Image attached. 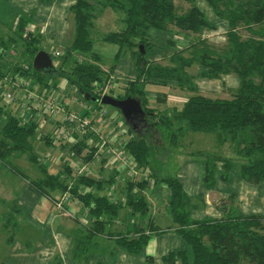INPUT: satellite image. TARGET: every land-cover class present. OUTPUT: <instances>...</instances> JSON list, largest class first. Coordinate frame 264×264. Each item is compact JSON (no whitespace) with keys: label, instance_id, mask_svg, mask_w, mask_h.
Listing matches in <instances>:
<instances>
[{"label":"trees","instance_id":"trees-1","mask_svg":"<svg viewBox=\"0 0 264 264\" xmlns=\"http://www.w3.org/2000/svg\"><path fill=\"white\" fill-rule=\"evenodd\" d=\"M190 1L191 6L185 12L178 13L174 0H98L96 3L76 0L71 5L75 22L74 38L66 49L65 58L71 57L74 52H80L90 56L92 61L75 62L66 79L73 88L92 96L94 83L101 84L109 80L108 74L98 64L99 55L92 51L90 28L97 10L110 7L121 12L124 27L102 36L103 40L118 46L114 55L116 60L124 48H130L135 58L136 76L125 82L124 94L118 98L131 96L138 99L143 110L148 112L147 115L157 116L155 120L149 117L145 121L147 132L150 133L160 125L167 130L170 141H175L178 133L184 134L187 131L215 132L220 144L228 142L245 159L239 166V176L247 182L260 183L264 181V0H205L216 17L227 22L228 29L222 46L211 45L208 40L200 37L204 30L214 29L215 26L198 7L196 0ZM22 22L19 21V26L23 31L25 24ZM253 24L259 27L252 29ZM171 26L176 28L175 32L178 34H197L199 41H189L187 46L173 52L169 56L171 65L147 60L145 54L153 47L149 42L150 31L156 29L167 32ZM241 28L245 29L246 35L241 33ZM175 32L173 33L176 34ZM32 34L36 45L27 42L26 48L34 57L39 51V38ZM139 45H143L145 53L140 52ZM199 46H202L201 50ZM4 50V40L0 38V57ZM65 58L63 63L66 62ZM194 62L206 69L202 73L203 77L218 78L222 74H236L239 86L231 98L190 95L180 109H175V128L168 116L157 114L156 110L148 106L144 85H166L168 81H174L179 88L194 92L192 77L186 71ZM39 72L40 70L33 68L32 75L36 76ZM255 77L259 80L256 81ZM36 130L37 123H20L16 115L6 113L0 128V166L5 165L9 171L27 178L24 173L7 163V157L12 150H29L30 138ZM148 133H131L125 143L133 161L142 167L150 165L151 143ZM80 146V143L75 144L77 148ZM30 159L41 166L43 174L40 178L29 181L30 186L38 193L50 198L51 191L65 189L60 177L49 172L43 163H38L36 155H31ZM216 160L223 162V171L219 177L225 181L230 179L229 170L233 164L229 159L218 157ZM215 164L205 160L204 187L211 188L215 183ZM64 172L69 173L70 169L67 168ZM156 172L150 171V176L167 186L168 212L188 245V249L167 253L163 257L166 264H264V215H241L237 210L229 209L224 210L219 218L194 219L191 217L190 198L179 179L171 175H158ZM146 182L147 180H142L138 184L143 187ZM78 183L97 189L102 187V181L96 182L86 176L79 177ZM127 184L126 206L133 213H146L148 201L134 191L136 185L132 181ZM72 192L78 195L87 208L92 218L89 228L93 232L103 231L107 222L105 219L117 216L122 207L120 202L112 201L105 194H95L92 190L81 193L79 187L75 186ZM9 210L2 213L0 219L3 228L9 233L7 241L11 242L18 229L17 214L21 209L13 205ZM6 213L8 215L4 217ZM138 233L136 236L120 234L116 242L127 252L137 253L150 238L144 230Z\"/></svg>","mask_w":264,"mask_h":264},{"label":"rangeland","instance_id":"rangeland-1","mask_svg":"<svg viewBox=\"0 0 264 264\" xmlns=\"http://www.w3.org/2000/svg\"><path fill=\"white\" fill-rule=\"evenodd\" d=\"M174 3L176 6V11L178 13L185 12L191 6L190 0H174ZM30 4L31 6L33 5L32 3ZM196 4L201 10L205 12L207 19L215 26L214 29L204 30L200 34V37L208 40L209 44L211 45L222 46L225 43V33L228 29L227 22L216 17L211 7L205 0H196ZM108 11L109 12L103 10L102 12H99L101 14H97L98 16L95 17V19L93 20V26L90 28V37L93 43L92 51L96 52L99 55L98 64L103 70H105V72L109 76V80L104 83H94L93 91L95 97L100 98L102 94L105 93L118 98V96H122L124 94L123 85L125 83V80L133 79L136 76L135 58L132 56L130 48H124L121 55L116 60L114 55L118 49V46L102 39V36L105 33H108L110 31H117L124 27V23L121 21L122 13L119 11H113L111 9ZM15 27H19V25H16ZM258 27L259 26H257L256 24L252 25V29H257ZM36 30L39 31L38 29ZM175 31L176 28L173 26H171L170 30L167 32L156 29L150 31L149 42L152 43L153 47L149 48L145 54L147 60H153L162 65H171V63L169 62V56L173 54V52L187 46L189 44V41H199L197 34L190 33L186 36L182 33L178 34ZM240 31L243 35L247 34L244 28H241ZM173 32H175L176 34H174ZM0 35V37H3L1 39L4 40L5 47L2 57H0V71H2L0 74V94H2V92H5V88L12 90L16 88H24L28 90L33 87L31 89L43 95V93H47V87L44 85L45 83L49 82L50 84H52L51 86L54 87V91L47 94L56 95L55 92L57 91L59 97H67L66 102L69 103V107L71 110L79 112L80 102L74 100L75 98L80 96L79 91L78 89L76 90L71 87L68 80L66 79V76L71 74V68L75 65V62L87 63L92 61L90 56L82 54L80 52H74L71 57L66 56L67 58H65L66 49L71 43V38L68 36L62 38L61 41L57 42H55L53 38H48L46 42H44V39L42 41V44H40L42 48L40 50H45L49 53L59 51L60 55H51L53 63V68L51 70H40V72L37 73L36 76H33V57L32 54L27 51L26 44L27 42H30V44L36 45V43H34L32 40L34 35L32 33H29L25 29H23V31H19L18 28L15 29L12 27V25L10 27V25L8 24H0ZM201 47L202 46H199L198 48L201 50ZM135 50H137V48H135ZM64 58L66 59L65 63H63ZM15 69H18V71H16ZM186 71L188 75L192 77L193 84L195 85L194 93L188 91L186 88H179L174 81H168L166 85H144L145 91L150 90L153 97L148 101V106L153 108V110H156L155 113H163L168 116L173 123L172 126L175 128L177 125V123L174 122L177 117L175 116V109L179 107V105H181L182 100H185L186 95L202 94L210 98H231L238 85L237 80L239 81L238 76L234 73L231 75L222 74V76H224L220 80H213L211 78H206L205 76L203 77L202 73L205 72L206 69L200 66L197 62H194L190 67H187ZM16 79H19L21 84L24 82V84L20 88L13 83ZM255 80L258 81L259 78L255 77ZM80 93L81 96L84 97V94L82 92ZM65 94L66 96H64ZM90 96L92 95L90 94ZM88 100L92 101V105L93 103L99 106L105 105L100 101H93L91 99ZM0 107L2 108V110L0 109L1 128V125L5 119V114L8 112L14 114V109L12 104H3V98L1 95ZM105 107H108L110 109L111 114H114L115 111L118 115L120 113L119 111H117V109L109 105H105ZM38 110L40 109H33L27 122L36 123V121H38L40 118L46 120L49 119L48 121H51L52 125L54 126L55 122L50 114L45 116ZM147 113L148 112L144 111V120L141 119L140 121H138L137 119H134L130 124H127L122 117L121 120L123 122L120 121L118 124L119 132H121V134L123 133V136L126 138L128 136V132H130L129 134L148 133L146 130L147 126L145 124V121L147 120V118L149 119V117H151L152 120H155L157 116L153 114H151L150 116L147 115ZM16 116L20 121L19 114H17ZM101 117H105L107 119V117H109V114H103ZM44 128V126L38 127L33 137L30 138L31 148L29 150H12L9 152V156L7 157V163L11 165L12 168H17L21 173H24L27 178L21 177L9 171L5 165L0 166V215L6 210H8L9 212V207L13 206L12 203H18V205H20L17 207L22 209V216L25 219V223L23 224L22 228L23 231L31 230L32 225H34L35 229H40L41 227L46 228L44 224H42V226L38 225L36 223L38 220H36L35 217H38L39 219L44 221L47 216H51L52 218V214L56 215V217L57 215L61 214L65 215L71 220L76 221V223H78L80 227L91 225L92 218L87 211V208L83 205V202L80 200L78 195H75L72 192V189L75 186H78L81 193H84L85 191H91L90 189L92 188H90L88 185L78 183V178L83 176L89 177L93 175L96 179L98 178L101 181L103 180L104 182L108 181V183L106 182L104 184V187L101 191H94V193L105 194L113 200H119L124 197L122 201L116 202H120L122 207L127 208L126 194L124 193L123 195L119 193V191L122 190L119 188L122 185L125 187L126 180L124 178L130 177L128 174L130 172L129 167L121 164L123 166L122 168H125V172L121 171L118 174L117 179L119 181L121 178L122 179L120 181L121 184L117 185L116 187H114V181L109 184V178L112 177L113 179L116 177L117 173L115 174V171H119L120 165L110 164L107 162L103 163L100 167V163L104 161H99V159H101L100 152L104 149V147L110 149V141L106 142L102 147L99 148L100 138L98 135L96 137L93 134V137L89 135L84 137L82 140H79L78 144L82 142V146H80L81 148H77L75 147V144H73V140L71 139L63 141L61 143L53 142L52 132L54 129L50 131L43 130ZM48 128L50 129L51 127L49 125H46L45 129ZM148 134H150L149 140L151 143L150 165L147 167H142L137 166L134 163V167L132 166L133 171H135L137 174L135 178L140 179L138 182L142 181L141 177H145V179L147 177H151L149 171L156 172L155 169H157L158 172L156 173H158V175L176 176V174L180 172L181 163L186 162V160L190 162L193 161L191 162V166L194 170L195 168L197 169V174L195 175L199 174V176H201L202 174L203 177L205 170V160L208 159L216 163L215 183L212 188H207L202 186L203 183H200L201 180L199 178V182L191 183L188 186V190L191 195H188V193L187 195L190 198V209L191 211H193L192 217L194 219H203L207 217L219 218L221 217L224 210L229 209H235L241 215H264V181L260 183H251L243 180L239 176L238 169L239 166L245 161V159L237 154L228 142L220 144L216 140L215 132L188 131L185 134L178 133L175 137V141H170L171 138L167 133V130L160 127L159 125V127H156L155 129L153 128ZM104 138L105 140L109 139L108 136ZM111 140H113V138ZM45 142H53V144L51 146H47ZM114 151L117 154L122 153L124 156H128L129 158L131 157L126 147L117 145ZM31 155H36L38 163H45V167H47V169L51 171V173L58 175L60 177V180L65 184V189L51 191L49 198L44 195H40L38 192H35L30 186L29 188L21 187L24 182L29 184L30 180L38 179L43 175L40 170L41 166L39 167L36 161L34 162L30 159ZM218 157L229 159L231 164H233L229 170L230 179H227V181L225 182L219 179V174L223 171V162L221 160H216ZM93 158L94 161L91 162ZM130 160L132 159L130 158ZM117 162L119 163V158H117L116 163ZM72 164L86 165V173L83 175H75L71 173V170L69 173L64 172L65 170H67V168L70 169V167H72ZM101 169L103 172H97V170L100 171ZM4 175H6L7 177L4 178ZM152 178L153 177H151V179H148L147 181L153 180ZM92 179L95 180L94 178ZM136 182L137 181H134L133 183ZM143 188L140 192L142 193L143 190L144 192H146V194H143V197L146 198V201L150 202L148 203L149 206L151 205L152 207V212H150L151 217L153 219L156 217L155 223L164 227L162 228L156 226L158 227L156 228V231L159 230V228L165 229L168 225L173 224L174 222L167 212V186L164 183L155 181L154 189L157 190L151 191L146 186ZM30 191H32V193H30ZM134 191L136 193H140L139 191ZM165 192H167V194H165ZM33 193H35L38 197H34ZM63 194H66L70 199L73 198L77 202L69 199L70 201H64L63 208L57 207L53 201H59L62 198ZM7 215L8 214L6 213L4 217H7ZM18 216L19 214H17V217ZM137 216L136 219L138 218ZM143 218L144 220L142 223H139L140 225L138 229L148 228L146 224V220L148 219V217ZM116 219H114V217L112 218V220L114 221ZM129 221L130 219L127 218L126 223L128 224ZM60 222L61 220L58 218L55 220V224H53L52 226L56 227L57 224H61ZM111 222L114 223V226H116L117 224L118 226L121 225V223H115L113 221ZM174 224L176 225V223ZM149 226L151 230L155 228L153 223ZM54 227L52 228L55 229ZM171 227L173 226H170V228ZM20 233L22 234V231H20ZM166 236L167 235H164L162 237ZM182 241L184 243L183 248L188 249V245L183 237Z\"/></svg>","mask_w":264,"mask_h":264},{"label":"crops","instance_id":"crops-1","mask_svg":"<svg viewBox=\"0 0 264 264\" xmlns=\"http://www.w3.org/2000/svg\"><path fill=\"white\" fill-rule=\"evenodd\" d=\"M87 1L96 3L98 0H87ZM75 2L76 0H47V1H43V0H0V24L1 25L8 24L10 25V27L12 25L13 28L15 29L18 28L19 31H22L20 29V26L19 27H15V26L19 25V21H23L22 23L25 24L24 29L27 30L28 32L34 33L39 38V41H38L39 50L42 49L40 46V44H42V41L45 39L44 42H46L48 38L49 39L53 38L54 41L57 42V41H61L62 38H65L66 36H68L71 38V43H72L73 38H74L75 22H74V16L71 11V5H73ZM30 3H32L33 5L31 6ZM110 9L113 10L110 7L97 10L95 17L98 16L97 14H101L99 12H102L103 10H106L107 12H109L108 10ZM3 15H6V16H3ZM121 21H122V17H121ZM36 29H38L39 31H37ZM0 38H3V37H0ZM229 74L231 75L233 73H228L224 75H229ZM221 76L218 78H211V79L220 80L223 78V76L222 77ZM127 80H130V79H127ZM127 80H125V82ZM237 82H238L237 83L238 85L236 89L239 86V81L237 80ZM51 85L52 84H50L49 82L45 83L44 86L47 87L46 89L47 93H52L54 91V87ZM55 93L57 96L59 95L57 91ZM145 93L148 98V101L153 98L150 90L145 91ZM79 94L80 96L74 99L80 102L79 112H84L88 115H91L93 118V123L96 124L97 127H99L102 130L104 135L108 136L109 138L108 142L109 141L111 142L109 143L110 149L104 147V149L101 150L100 152L101 159H99V161L102 162V160H104L102 163H100V167L103 163H107V162L110 164L120 165L119 171H115V174L117 173L116 177L113 179L112 177L109 178V184L114 181V187H116L117 185L121 184L120 181L122 179L121 178L120 181L117 179L118 174L121 171L125 172V168H122L123 164L120 160H119V163L118 162L116 163L118 154L115 153L114 149L117 145L121 147H125V143L128 141L130 132L127 131L128 132L127 138L123 136L124 135L123 133L121 134V132H119L118 124L120 121L123 122L121 120L122 116L120 115L119 112H118L119 115L117 114L116 111L114 114H111L110 109L108 107H105V105L99 106V105H95L94 103L92 105L91 104L92 101H89L85 97L81 96L80 91H79ZM64 96H66V94ZM189 96L190 95H186L185 100ZM63 99L65 102L67 101V97H64ZM185 100H182L181 105H179V107H177L176 109H180L183 103L185 102ZM67 104L68 106H70L69 103ZM103 108L107 110L106 112L107 114H109V117H107V119L105 117L104 118L101 117L102 115L100 113V110ZM27 116H28V113H25V117ZM48 120L40 118L38 121H36L37 128L43 127V126L46 128V125H49L51 127L50 129L44 128L43 130L52 131L54 126L52 125L51 121H48ZM112 138L114 141L111 140ZM81 143L82 142H80V145H82ZM45 144H47V146H51L53 142H50V143L45 142ZM83 147H86V146H83ZM93 161H94V158L91 162ZM191 162L186 160V162L181 163L180 172L176 174V177L179 179V181L181 182L184 188V191L186 192V194L188 193V195H191L188 190V186L191 183L199 182L198 181L199 178L201 180L200 183H203L202 174L201 176H199V174L195 175L197 174V169L196 168L195 170L193 169V167L191 166ZM135 165L137 164L135 163ZM102 169L100 171L97 170V172H103ZM93 172H96V171H93ZM15 174L18 175L17 173ZM93 176H89V177L94 178L96 182L101 181L100 179L98 178L96 179L95 176L94 177ZM6 177L7 176L4 175V178ZM148 178L149 177H147L145 180H148ZM124 179L126 180L125 187L122 185L119 188V189H122L121 191H119V193L123 195L126 192L125 188H127V185H128L127 183L129 181H132V182L137 181L136 183H134L136 186H134L133 188L137 192L138 191L140 192L141 189L145 186L148 187L151 191L157 190V189H154L155 179L147 181L145 186L143 187H140V185L138 184L139 183L138 181L140 180L139 178L133 179L130 176ZM219 179L225 182V180L221 179L220 177ZM141 180H144V178L141 177ZM106 182L108 183V181ZM106 182L102 180V187L100 189H97L95 187H90L92 188L90 190H92L93 192L101 191ZM29 186L30 184L24 182V184L21 187L29 188ZM30 187L35 192H37L32 186ZM167 192H165V194H167ZM30 193H32V191H30ZM144 193L146 194V192H144L143 190L140 195L143 196ZM33 195L34 197H38L35 193H33ZM162 196H165V195H162ZM110 199L113 201L112 198ZM123 199L124 197H122L119 200H114V201H122ZM12 204L16 206L20 205V204L18 205V203H12ZM151 208L152 207L150 205L146 213L142 214L139 212L133 213L132 211H130L128 207L127 208L122 207L119 209L117 216L114 217V219L116 218L118 219H116L115 221L112 219H107V218L105 219L107 222L104 226V230L101 232H93L89 228L90 225L86 227H82V226L80 227L79 224L76 223V221H73L69 217L62 215V214L57 215V217L56 215L52 214V218L51 216L49 217L47 216L46 219H44V221L39 219L38 217H35V219L38 220L36 223L40 226L44 224L46 228L41 227L40 229H35L34 225H32V227L30 226L31 230L23 231L22 228H23V224L25 223L24 222L25 219L22 216V209L20 208L21 210H20L19 216L17 217L18 218V229L16 233L14 234V237L11 240V242L7 241V237L9 233L7 232L6 229L3 228L2 221L0 219V262L6 263V264H166L163 260V257L170 251H176L179 249H183L184 243L182 241L181 235L176 230L177 228L174 223L171 225H168L165 229L159 228V230L157 231L154 229L151 230L149 225H151L152 223L154 224L155 228H158V227L164 228L163 226L157 225L155 223L156 217L154 219L151 217V214H150V212H152ZM192 212L193 211H191V217H192ZM136 216L138 217L137 219H136ZM143 217H148V219L146 220V224L148 228L138 229L140 225L139 223L140 222L142 223L144 220ZM58 218L61 220L60 222L61 224H57L56 227L52 226L53 224H55V220ZM127 218L130 219L128 224L126 223ZM111 221L115 223H121V225L118 226L117 224L116 226H114V223H112ZM174 225H175V228H174ZM47 226H48V229H47ZM170 226H173V227L170 228ZM52 227H54L55 229H53ZM140 230H144L150 235V238L148 239L146 245L143 246L141 251L137 253H129L126 250H124V248H122L121 246L117 244L116 238L118 237V235L126 234V235L136 236L139 234L138 232ZM20 231H22V234L20 233ZM164 235H167V236L162 237ZM148 258H151V260H148Z\"/></svg>","mask_w":264,"mask_h":264},{"label":"built area","instance_id":"built-area-1","mask_svg":"<svg viewBox=\"0 0 264 264\" xmlns=\"http://www.w3.org/2000/svg\"><path fill=\"white\" fill-rule=\"evenodd\" d=\"M59 56V51H54L51 53V55ZM17 87H21L24 82L21 84L19 79H16L13 82ZM28 85V83H27ZM33 88V87H31ZM8 89L5 88V92H2L0 94L3 98V104L8 105L12 104L14 109V114H19L20 123H25L29 120V117L31 115V112L34 108L40 109L38 110L43 115H49L54 120L55 124L53 127V142H63L67 141L69 139L73 140V144H77L79 140H82L86 136H94L97 137V135L100 138V144L99 148L102 147L108 140H105L104 137H107L103 134L102 130L97 127L96 124L93 123V118L91 115H88L84 112H77L70 109L68 104L64 101L63 98L52 95V94H44L41 95L37 92H35L33 89ZM26 90V91H25ZM1 91V87H0ZM25 91V92H24ZM106 95L105 93L102 94ZM101 96V97H102ZM100 97V98H101ZM98 97V99L100 100ZM19 100V101H18ZM98 100V101H99ZM104 108L100 110L101 115L107 114ZM25 113H28V116L25 117ZM121 135V134H120ZM79 137V138H77ZM90 139V138H89ZM90 142V141H89ZM119 160L122 162L123 165H126L129 167L130 172L129 175L132 178L136 177V172L133 171L132 166L134 167V161L133 159L130 160L128 156H124L122 153H119L118 155ZM72 167H70L71 173L75 175H83L86 173V165L84 164H72ZM145 179V177H143ZM70 198L63 194L62 198L59 201H53L54 204L57 207L63 208L64 201L69 200ZM73 201L77 202L73 198H71ZM70 199V200H71ZM69 200V201H70Z\"/></svg>","mask_w":264,"mask_h":264},{"label":"water","instance_id":"water-1","mask_svg":"<svg viewBox=\"0 0 264 264\" xmlns=\"http://www.w3.org/2000/svg\"><path fill=\"white\" fill-rule=\"evenodd\" d=\"M141 53H145L143 45H139ZM32 65L36 70H51L53 68L52 56L45 50H39L33 57ZM86 99L98 101L99 99L90 96L89 93H83ZM102 104L109 105L117 109L127 124L134 119L140 118L144 120V110L140 101L134 97L127 96L124 98H116L111 95H103L100 100Z\"/></svg>","mask_w":264,"mask_h":264},{"label":"flooded vegetation","instance_id":"flooded-vegetation-1","mask_svg":"<svg viewBox=\"0 0 264 264\" xmlns=\"http://www.w3.org/2000/svg\"><path fill=\"white\" fill-rule=\"evenodd\" d=\"M138 121H140L141 119L140 118H136ZM135 128V127H134Z\"/></svg>","mask_w":264,"mask_h":264}]
</instances>
